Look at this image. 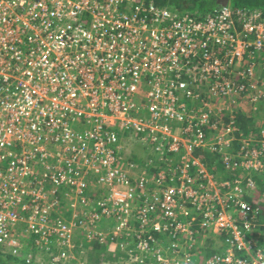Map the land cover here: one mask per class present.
Segmentation results:
<instances>
[{
	"label": "built area",
	"instance_id": "built-area-1",
	"mask_svg": "<svg viewBox=\"0 0 264 264\" xmlns=\"http://www.w3.org/2000/svg\"><path fill=\"white\" fill-rule=\"evenodd\" d=\"M261 99L262 9L0 0V251L22 256L34 238L47 264L86 242L128 254L122 264H264L247 238L264 124L239 123ZM207 151L235 176L212 172ZM218 236L229 246L204 256Z\"/></svg>",
	"mask_w": 264,
	"mask_h": 264
},
{
	"label": "trees",
	"instance_id": "trees-1",
	"mask_svg": "<svg viewBox=\"0 0 264 264\" xmlns=\"http://www.w3.org/2000/svg\"><path fill=\"white\" fill-rule=\"evenodd\" d=\"M153 1L156 5H158L159 8L162 9H169L173 12L184 14V13H191L196 14L198 17H205L206 15L216 11L219 9L222 5L229 4L231 7H233V10L237 9H262L264 11V0H149ZM226 1V2H225ZM225 3V4H224ZM261 114L262 115H256V113H252L249 118L248 117H241L239 118V123L241 129L245 133H252V134H260V125L264 124V99H261ZM237 113V112H236ZM244 116V115H241ZM201 154L203 156V160L205 164L208 166V168L214 172L217 173L219 176H222L224 178H231L235 176L233 173H230L229 170H224L223 166L221 164V158L222 153L221 152H215L211 153L210 151L204 152V153H197ZM200 155V156H201ZM242 172L241 170L237 171ZM252 176V175H250ZM253 179H256L259 183V179H261L259 176H253ZM259 190V211L254 219L251 220L253 228L247 232V238L253 240L255 243L253 245V252H255L258 248L262 250L264 255V189L262 186H260ZM249 202H252V204H255L254 196L247 197ZM224 236H218L215 238H208L205 240L206 247L201 248V253L205 254L204 256H212L214 253H219L225 250L229 245L224 242ZM220 240L221 245L216 248L214 247L215 240ZM86 250H87V264H103V262L108 261L110 264L112 262H117L118 260H128L129 256L128 254H121L120 252H117V254H114L112 252L107 253L106 249L107 246L99 245L97 242H90L85 243ZM258 247V248H257ZM220 250V251H219ZM234 251L232 252V255L235 258H241L248 262H252L251 255L246 252L245 249L239 250L237 247H234ZM38 248L35 245V239L32 238L25 242V254L22 256H14L2 253L0 251V264H47V256L42 259V261H39L36 259ZM32 255L31 259H27V255ZM42 256V255H40ZM122 260V261H123ZM75 261H71L69 264H73ZM68 264V263H67Z\"/></svg>",
	"mask_w": 264,
	"mask_h": 264
},
{
	"label": "rangeland",
	"instance_id": "rangeland-1",
	"mask_svg": "<svg viewBox=\"0 0 264 264\" xmlns=\"http://www.w3.org/2000/svg\"><path fill=\"white\" fill-rule=\"evenodd\" d=\"M261 115L263 117V114H261ZM133 142H135V148L133 149V151L135 153H137L138 155L142 154L143 153L142 143H140L138 140H134ZM220 245H221V241L219 239L218 240L216 239L215 243H214V247L218 248ZM204 247H206V246H204ZM106 252L109 253L110 251H108L106 249ZM87 258H88L87 253L76 255L75 260H74L75 263H73V264H87V260H88ZM122 260H118L117 262L114 261V262H112V264H122V262H123ZM103 264H110V263L108 261H106V262H103Z\"/></svg>",
	"mask_w": 264,
	"mask_h": 264
},
{
	"label": "crops",
	"instance_id": "crops-1",
	"mask_svg": "<svg viewBox=\"0 0 264 264\" xmlns=\"http://www.w3.org/2000/svg\"><path fill=\"white\" fill-rule=\"evenodd\" d=\"M129 146L132 147L133 149L135 148V142H129ZM133 152V150H132ZM142 159V158H141Z\"/></svg>",
	"mask_w": 264,
	"mask_h": 264
},
{
	"label": "water",
	"instance_id": "water-1",
	"mask_svg": "<svg viewBox=\"0 0 264 264\" xmlns=\"http://www.w3.org/2000/svg\"><path fill=\"white\" fill-rule=\"evenodd\" d=\"M226 2V1H225ZM225 4V3H224Z\"/></svg>",
	"mask_w": 264,
	"mask_h": 264
},
{
	"label": "bare ground",
	"instance_id": "bare-ground-1",
	"mask_svg": "<svg viewBox=\"0 0 264 264\" xmlns=\"http://www.w3.org/2000/svg\"><path fill=\"white\" fill-rule=\"evenodd\" d=\"M232 6V5H231Z\"/></svg>",
	"mask_w": 264,
	"mask_h": 264
},
{
	"label": "clouds",
	"instance_id": "clouds-1",
	"mask_svg": "<svg viewBox=\"0 0 264 264\" xmlns=\"http://www.w3.org/2000/svg\"><path fill=\"white\" fill-rule=\"evenodd\" d=\"M133 142V141H132Z\"/></svg>",
	"mask_w": 264,
	"mask_h": 264
}]
</instances>
